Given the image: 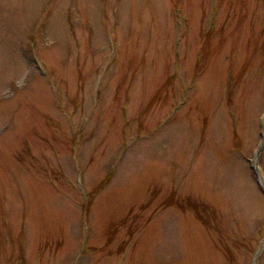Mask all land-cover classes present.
Masks as SVG:
<instances>
[{
  "label": "rangeland",
  "instance_id": "1",
  "mask_svg": "<svg viewBox=\"0 0 264 264\" xmlns=\"http://www.w3.org/2000/svg\"><path fill=\"white\" fill-rule=\"evenodd\" d=\"M0 264H264V0H0Z\"/></svg>",
  "mask_w": 264,
  "mask_h": 264
}]
</instances>
